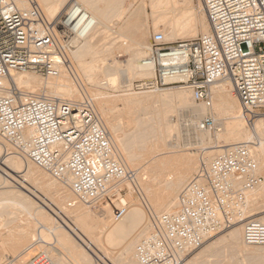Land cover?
<instances>
[{"label":"built area","instance_id":"1","mask_svg":"<svg viewBox=\"0 0 264 264\" xmlns=\"http://www.w3.org/2000/svg\"><path fill=\"white\" fill-rule=\"evenodd\" d=\"M20 1L0 0V137L52 178L64 181L70 176L69 206L97 205L112 191L120 195L125 183L142 197L140 171L121 162L90 103L28 92L9 80L12 71L35 69L44 77L57 71L72 40L93 26L92 18L73 3L62 20L49 22L37 0H27L28 8ZM201 2L210 33L168 42L162 32H155L143 59L155 75L135 81L132 88L183 85L208 111L194 122L190 113L176 122L187 132H213L221 129L210 108L213 86L228 77L251 126L264 117V0ZM255 146L254 141L233 144L200 163L180 190L175 210L151 214V231L136 247L140 264H182L216 234L243 222L249 192L264 182ZM243 241L264 244V222L245 220ZM34 245L20 254L17 264H55L43 249L31 253Z\"/></svg>","mask_w":264,"mask_h":264},{"label":"bare ground","instance_id":"2","mask_svg":"<svg viewBox=\"0 0 264 264\" xmlns=\"http://www.w3.org/2000/svg\"><path fill=\"white\" fill-rule=\"evenodd\" d=\"M37 1L41 5V8L46 16V19L49 22L62 20L65 16V11L67 10V8L71 4L75 3L76 5H78V8L81 9L80 11L84 12V14L89 15L92 18L93 26L91 27L89 32L86 33V35L84 36L82 35L80 39L74 38L72 40V45H71L72 54H70L72 55V57L68 58L69 56H67V59L64 61V64L58 65L56 67L57 71H51L43 79L40 77L38 78V76L36 75H32L35 72L38 73L35 69H30L24 72L12 71L9 80L14 81L17 86L24 88L28 92L39 93V94L45 93L49 96L64 101L84 102L83 101L85 98V96H83L84 94L72 79V71L70 70V68H73V71L76 72V67L74 66V62L77 63V67L79 68V70H81L84 73V76L88 77L89 82H91L92 80L93 83L91 84L93 85L95 84L96 81L98 83V84L96 83L98 86L101 83H104L103 85L107 83V85L112 86V88H114L113 86L116 87V83L121 74H123L121 76L127 75L128 78L130 77V75L132 76L134 74L135 77L132 76V78H129L131 80L133 79V77L136 78L137 77L136 75H138V77L139 76L141 77L139 80L151 78L155 75L154 67L152 65H148V66L143 65V59L148 56L151 45L148 42L149 40L148 38L149 30H147L148 27L146 26L144 27L143 24L140 25L139 22L138 23L134 22L133 23L134 26L132 24L131 27L130 25L131 21L129 22V20H127L128 22H125L124 25L121 24L122 26H120V28L118 26L119 29L117 30L113 29L114 32L115 31L118 32L114 33V35L116 33L117 34L112 37L115 40L111 38L112 42L115 41L116 44L117 41L119 42L123 41L124 42L123 45L126 43L128 44V46L130 44L133 47L131 50L132 52L130 54V58L128 59L127 63L124 64V67H122V69L119 68V66H117L118 65L117 63H119V61L116 60V57L114 58L112 64L111 63L105 64L106 62H104L103 65H102L104 61L103 58H102L103 60L102 63H100L101 58L100 59L98 58L100 52L101 51L103 52V50L102 49H100L101 51L97 50L96 43L101 39L102 41L100 42H103L104 38L107 37L108 39V37L110 38V36L113 35V34H111L110 36L108 35V32H110V30L112 31V25L106 24L108 22V21L106 22V20L110 19L109 16L110 11L108 9V6L110 4H114L117 2H121L122 5H125L124 4L125 2L126 3L128 2L127 5L128 4L134 5L139 0H99V1H103L104 2L103 4L99 3L98 0H37ZM149 1H151L150 5H152L151 8L153 9L152 11L156 12L155 15L153 14V17L155 16V19L158 18L157 21L160 24V26L163 27L166 40H171L172 42H176L180 40L191 39L190 37H194L198 35L197 33L200 30V28L204 35L209 34L208 30L210 28V25L206 16L200 15V17H198L199 19H196L189 14L188 10H187L188 13L184 12L185 11L184 8H187L184 7V4L190 7L189 5L193 3V0H149ZM20 5L24 8L29 7L27 0H21ZM131 7L129 6V8ZM193 7H192V12L195 11ZM121 8H123V10H121ZM119 10L122 11V12L120 11L121 13H125V11H128L124 6L123 7L121 6ZM201 11L202 10H200L199 12L201 13ZM194 13L195 12H193V14ZM155 21L154 23H157V21L156 22ZM197 21L199 22V27L196 24ZM157 24H155L156 27H158ZM113 25H115V23ZM106 43L105 44L103 43L104 45H106L105 48L106 49L108 48L112 51L114 47H112L111 49L110 44H112L113 46L114 43H110L109 45H107ZM99 48L101 47L99 46ZM107 50L104 49V51H106V54H107ZM88 56L90 57L89 58L90 60L87 59ZM71 58L73 61L71 60ZM138 59H139V64L137 62ZM105 61H107L106 57H105ZM68 62H69V66H67V70H66L64 65H66ZM29 72H34V73L30 74ZM77 72L76 75H79ZM100 73L105 74L104 80L103 78L102 80H100L101 78L100 79L97 78V76L100 75ZM9 80H6V85L8 84ZM131 80L127 85L128 88H131L132 86ZM168 86L169 87L163 90H160L162 88H159L158 91L160 92H156V93L151 92L150 94L142 95V94H138L137 92L136 93L132 92V93L124 94L123 97H121L120 99L110 98L108 100L106 99V101L104 100L101 101L99 96L97 97L96 94L90 97L91 98L90 100H92L91 104L93 103L92 107L94 106V110H96V112L99 114L100 118L102 119L105 128L109 132L110 139L115 147L117 155L119 156L121 162L126 167H128V162L129 163L131 162L130 160L132 159L133 155H138L141 156L142 158L152 160L156 156L166 152V150L164 152V147H165L164 142H166L167 140L166 137L171 136L172 134L170 133H172V128L176 129L177 127V126L173 127L175 123V119L173 117L177 116L180 119V115L185 113H190L191 114L190 118L192 122H194V120L200 119L203 115L207 113L208 111L207 107H205L204 105H196L194 104V102H191L193 100V99L191 100L192 95L190 96L191 93L186 87L179 84H171ZM213 93H214V98L212 100V106H210V108L211 111L216 114L217 119L221 125V129L215 131L216 143H219L220 139H224L225 144L223 145L216 144L207 147L206 149L208 150L206 152L200 153L199 155L200 161L201 162L211 161L212 156L215 154V152L218 151L223 152V150L230 145L238 144L246 141H254L256 143L254 150L256 159L259 163V170L263 174L264 117L262 116L255 119L254 122L251 124V126L250 125L247 126L246 124H244V121L242 120L244 113H242L243 110L240 101L234 92L233 83L228 77H224L216 82V84L213 86ZM108 104L110 105V108L116 109L115 111H118L119 113L126 115L130 121V124L131 125L134 124V126L138 122L137 117L139 115L140 116L145 114L148 115L149 112L148 109L154 107L155 112H153L152 117L150 118L147 115L146 117L148 122L150 119H152L153 123L159 126L161 132H159V134L157 133L158 135L156 134L157 136L154 137L155 139L153 138L154 142L152 141V145H151L152 147L149 148L141 144L143 148L145 147L147 148H145L144 150L143 148H140V150L142 149L141 150L142 152L140 153L139 152L134 153L135 151H132L133 146L130 143H134V142L137 143V141L147 139L146 137H148L145 135L144 132H142V134L144 133L146 137L143 138L144 136L143 135L141 138L140 135L141 138L140 140L138 135L136 134H135L136 136L133 135V130L135 128L132 126L133 127L132 137L133 136L136 137L135 138L136 140L134 139L135 141H133V138L131 137L132 138L131 140L133 142L130 140L131 142L127 143L129 144L128 148L124 149L123 144L120 143L119 135L117 133V128H116V123L114 122V119H112V117L108 115L110 113L109 110H111L108 107L109 106ZM118 105H120L121 107H118ZM174 111L177 114L172 117V115H170V112H174ZM140 118L142 119L143 116ZM115 119L117 118L115 117ZM141 119H140V124L143 123L141 122L142 121ZM144 120L146 119L144 118ZM147 120L144 121V123H147ZM144 123H143V127L144 125H146ZM148 124L146 125L147 127L144 128L142 127V128L148 129ZM183 127L184 126L182 125V128ZM147 129L145 132L149 131V129L148 130ZM208 132L209 131L197 130L195 133V140L196 141L198 140L199 143L203 144L204 142L203 135L205 133L209 134ZM177 138H179V136L176 137V139ZM143 142L145 141H141V143ZM147 142H145L144 144H146ZM139 143L140 142H138V144ZM149 144L148 146H150ZM121 145L122 148L120 147ZM137 146L138 148L136 149H138L139 151L140 144ZM135 147L133 150H135ZM124 150H127L126 156L127 159H129V161L127 160V162L125 161V159H123V157H121L124 155L123 153ZM197 155L198 152L190 151V153L185 154L184 157H172V158L170 157L173 164L171 165L172 168L175 167L176 164L179 167H177L178 170L176 177L177 182L173 185L171 189L172 192L168 193L170 195L167 197V200H164V202L167 201L169 202V203L167 202L168 206L170 205V202L171 204L172 202L174 204V201H177L175 200L174 195L176 194L177 191L180 190V188H182L181 186L186 182V180L192 177L191 175L195 170V165L197 164V158H198ZM167 163L168 162H166L165 164ZM161 167L162 166L160 165L157 166L156 168L161 169ZM3 174H5V176ZM48 175L49 174L46 171L42 170L34 163L28 162L23 156L17 154L14 148L10 144L6 143L0 137V186L5 188L7 187L11 188L9 190L0 191V203L3 205L4 202L6 204L9 203L13 206L23 209L24 211L27 212V214H29L30 220L32 219V221H29L26 224H24V227L21 226L22 229L20 228V231L15 229L17 227L16 226L14 229L17 230V232H13L12 234L10 233L9 234L10 236L8 235L10 237V238L8 237V239H10L8 243L9 244L8 247L10 248V250H12L13 252H18L22 244L26 243L29 240V238H32L31 240L32 244L33 242L35 243L41 242L47 245L51 244L48 241V239H50L49 236L51 235L50 233L52 232V234L54 233L53 234L54 240H56V242L58 243L57 245H59L60 247H55V245L51 247L48 246L46 250H48L47 252L51 254L55 264H113L114 261L117 264H140L136 255V246L138 245L137 242H139V238L140 236H142V234L146 235L151 231V223L148 224L147 222L149 221H147L146 219L147 217H149V220L151 221L150 218L151 214L156 216L157 214L161 213V211L160 213L157 212L158 211L156 210L158 209L157 206L155 207L156 209H154L152 206L148 205L149 207L145 209H147V213L149 214V216L146 217L143 208H141L136 204L135 205L132 204L133 205L132 207L124 208L122 209V211H120L122 215L118 214L119 218H117V216L114 214L112 216V212H110L109 210L110 208L102 209L99 205L97 206L96 204L83 206L85 204L78 203L70 207L69 202L68 204H66V199L68 198L69 194H71V192L69 193V188L71 187V182H72L71 177L67 176L64 181L58 180L57 182L52 178H50L51 177L50 175H49L50 177ZM171 178L173 177L171 176ZM25 181H29V182L32 181L34 182L33 184H35L37 187V191L36 189L34 191L30 187H29L30 189L28 188L32 196L28 195L27 194L28 192L24 193V191L22 192L21 189H19L20 186L21 188L22 187L25 188L24 185ZM166 185L167 188L170 189L169 188L170 184L166 182ZM253 191L256 194H259L261 197L262 195H264V189L260 190V187ZM249 193L251 195L252 192ZM248 199H249L248 201H250L248 202L249 205V203L252 202L251 200L254 199V196L253 198H251V200H250V196L248 197ZM255 199L257 198L255 197ZM261 200H264V198ZM147 202H148L147 204H149V201ZM67 206L70 207L71 209L70 212L66 211ZM168 206L165 209V211L167 210L166 212H173L175 210L173 208L174 210L169 211L170 208L172 209V206L171 205L169 207ZM45 207L51 212L52 215L47 214L46 209H44ZM163 207L165 206L163 205ZM4 208L5 207H3V209ZM249 208L251 209V206ZM252 208L254 207L252 206ZM3 209H1V211ZM249 210L247 209V212H249ZM1 211H0V215H2ZM65 213L69 215L72 221H70L71 223L69 225L65 223L62 226L61 224H59L57 219L63 217L64 216L63 214ZM256 219L263 222L264 216H258L256 217ZM2 220L3 219H1V221ZM242 221H244V219ZM33 225L37 227L39 226L36 232L34 231V229L32 230V228H35L33 227ZM234 227L235 228L230 230L225 235V237H227L231 245L232 244L236 245L237 242L235 243V241L236 240L238 241V239H240L241 240L240 243L239 244L237 243V245L240 246L241 242L243 241L241 228L240 226L238 227L234 226ZM72 228L82 238L81 244L76 242V240L72 239L71 236H69L70 232L71 234L73 233ZM47 232H49L50 235ZM2 234L4 235V233ZM2 234L0 235L3 236ZM5 238L6 237L4 236L3 239ZM29 245L31 246V244ZM28 247H26L23 250H26ZM34 251L35 250L33 249L31 253ZM1 257L2 256L0 255V258ZM16 257L14 259H16ZM5 264H14V263L8 262Z\"/></svg>","mask_w":264,"mask_h":264},{"label":"rangeland","instance_id":"3","mask_svg":"<svg viewBox=\"0 0 264 264\" xmlns=\"http://www.w3.org/2000/svg\"><path fill=\"white\" fill-rule=\"evenodd\" d=\"M142 1L139 0L134 5H130V4L127 5L128 2L127 3L125 2L124 3L125 5H122L121 2H117V3H114V4H110L108 6V9L110 11V15H109L110 16V19L108 18L109 20H106V22L107 21L108 22L107 23L105 22V23L106 24H109V25H112V31L110 30V32H108V35L109 36L111 34H113V35L110 36V38L108 37V39H107V37L104 38L105 40L103 39V42H100V41H102V39H101L100 41H98L96 43L97 50H100V49L103 50V52L101 50H100L101 52L99 51L100 54L98 56L99 59L101 58L100 59V63H102V61L104 60L103 63H102V65L104 64V62H106L105 64H110V63L112 64L113 61H114V58L116 57V60L119 61V63H117L118 64L117 66H119V68L122 69V67H124V64H126L127 61H128V59L130 58V54L132 52L131 50L133 48L132 45L129 44V46H128V44H126V43L123 45V43H124L123 41H120L122 43H120L119 41H117L116 44H115V41H114L115 39L112 38L113 36H115L117 34L116 33L114 35V33L115 32H118V31H115L114 32V30L119 29L120 26H122V25L125 24V22H128L127 20H129V22L131 21L130 22L131 24L129 23L131 25V27H132V24L134 22H136V23L139 22L140 25L143 24L144 27L145 26L148 27V29L147 28L146 29L149 30V32H148L149 33V36H148L149 40H148V42H149L150 45L152 43V37H153V34L155 32H162L165 35V32L163 30V27H161L160 24L157 21L158 18L155 19V16L153 17V14L155 15L156 12L155 11H152L153 9H151L152 8V5H150L151 4V1H149V0H147V1L146 0H142ZM200 1L201 0H193V3L189 5L190 7H188L186 4H184V7H187V8H184L185 11L184 10L183 11L185 13L186 12L188 13V11H189V14L192 17L196 18V19H199L198 17H200V15H204L207 18L206 12L204 11L205 8H204L203 4H201L202 2H200ZM98 2L101 3V4L104 3L103 1H99V0H98ZM141 4H142L143 7L141 6ZM139 5L141 6V8H140ZM144 5H146V6H144ZM193 5H194V7H193ZM121 6L122 7L123 6L126 7V10H128V11H125V13H121L122 12L121 10H123V8H121V10H119ZM129 6L130 7L132 6V7L129 8ZM192 7L195 10L193 12H195L194 14H195L196 17L194 16V14L192 12ZM127 8H129L130 11H132V12H130L129 9H127ZM200 10H202L201 13L199 12ZM155 20L157 21L158 24L157 23H154ZM114 23H115V25H113ZM155 24H157L158 27H156ZM196 24L199 27V22L198 21L196 22ZM118 26H119V28H118ZM133 26H134V24H133ZM208 31L210 33V28H209ZM197 34L198 35H196L194 37H190V38H195V37H197L199 35H202L203 32L201 31V28H200V30L198 31ZM111 38L114 39L113 40L114 42H112V39ZM165 39H166V36H165ZM107 40H109V41H107ZM110 40H111V42H110ZM166 41L172 42L171 40H166ZM103 43L104 44L106 43L107 45H109L110 43H114L113 46H112V44H110L111 45L110 46L111 49H112V47H114V49L111 51L110 49L107 48L108 49L107 50L105 48L106 45H104ZM117 43H119V44H117ZM99 46L101 48H99ZM71 48H72L71 46L68 48V52H67V54H68L67 56H69L68 58L72 57V55H70V54H72ZM104 49L107 50V54H106V51H104ZM109 50L111 51V53H110ZM108 51H109L110 54L108 53ZM105 57H106V60L107 61H105ZM89 58L90 57L88 56L87 59H89ZM102 58H103V60H102ZM71 60H72V58H71ZM137 62L139 64V59L137 60ZM67 66H69V62L66 65H64V67L66 68V70H67ZM74 66L76 67V72L79 71V72H77L79 75H76V72L73 71V68H70V70L72 71V79L74 80V82L76 83V85H78V88L82 91V93L84 94L83 96H85V98H84L83 101L90 103L91 106L93 105V103L91 104V101L92 100H90L91 99L90 97H92V95H95V94H96L97 97L99 96V98H100L101 101L102 100L106 101V99L108 100L110 98L111 99L112 98H114V99H120L121 97H123L124 94H126V93H132V92H134V93L137 92L138 94H142V95H144V94H150L151 92L152 93L160 92V91H158L159 89L136 90V89H133L132 86H131V88H128L127 85L130 82V80H131L129 78H132V76L135 77L134 74L132 76L130 75L129 78H128L127 75H126L127 76L126 77V76H121V75H123V74H121L119 76V79H118L117 83H116V87L117 88L115 86H113L114 88H112V86H108L107 83H105L106 86L103 85L104 83H101L98 86L97 85L98 83L96 81H95V84L96 83L97 84L95 86V84H93V85L91 84V83H93V81L90 79L91 82H89L88 77L87 76L85 77L84 76V73L81 70H79V68L77 67V63L76 62H74ZM29 73L32 74L34 72H29ZM32 75H36V76H38V78L39 77L42 78V79L44 78V76H42V75H40L39 73H36V72L34 74H32ZM104 75L105 74H101L100 73V75H98L97 78H99V79L101 78L100 80H102V78H103V80H104L105 79V76ZM136 76L138 77V75H136ZM134 77L131 80L132 85L135 84V81H138L141 78L140 76L138 78L137 77L134 78ZM167 87H169V86L161 87L162 89H160V90H163V89H165ZM88 93H89V95H88ZM115 96H116V98H115ZM190 96H191V94H190ZM86 98H89V99H86ZM191 100H192V97H191ZM191 102H194V101L192 100ZM194 104H196V103L194 102ZM196 105H198V104H196ZM108 107L110 108V105ZM118 107H121V106L118 105ZM115 108H117V107H115ZM93 109H94V106H93ZM110 109L111 110H109V112L111 114L109 113L108 115L111 116L112 119H114V122L116 123V128H117V133L119 135L120 143L123 144L124 149L125 148H128V145L129 144H127V143H130L132 141L131 140L132 138H133V141L136 140L135 139L136 137H134V136L132 137V130H133L132 128L133 127L135 128L133 130V135H135V134L138 135L139 136V139L141 140L142 136L145 133V135L148 136V137H146L144 135L143 138L146 137L148 139V142H147V139H143L141 141L147 142L146 143L147 145L144 144L145 142L141 143V141H137V143L136 142L130 143V144H132V146H133L132 148L133 149H134L135 146H137V145L140 144L139 151H138V149H136V148H138V146L135 147V150L132 149V151H135L134 153H138V152L140 153V152H142L141 151L142 149L140 150V148H143L141 144H143L144 146H147L149 148L152 147L151 145H152V141L154 142V139H155L154 137L157 136L159 134V132H161V131L159 129V126L153 123L152 119H150L149 122H148L147 117H146L147 114L141 115V116L139 115L137 117L138 118V122L134 126V124L133 125L130 124V121H129V119H128V117L126 115L121 114L118 111H115L116 109H112V108H110ZM117 109H119V108H117ZM148 110H149V112H148V115L147 116L151 118L153 112H155V109H154V107H151ZM242 113H243V111H242ZM176 114L177 113L175 111L174 112H170V115H172V117L174 115H176ZM142 116H143V118L141 119L140 117H142ZM115 117L117 119H115ZM144 118L147 120V123H144V121H146V120H144ZM173 118L175 119V123L173 122L174 123L173 127H175V126H177V127H176V129L175 128H172V133H170L172 135L171 136H168L169 138L166 137L167 138V140H166L167 143L164 142L165 147H166V149L164 147V152L166 150L165 153L156 156L152 160H148L146 158H142L141 156L133 155L132 154L133 157L130 160L131 162L130 163L128 162V167L140 171V184L142 186L141 187L142 197H140L139 194L137 192H135L133 190V188L129 184L125 183L123 185H120V189H123L120 195L119 194L116 195V194H114V191H112L105 199H103L101 202H99L97 204V206L99 205L102 209H108V208H110L109 210H110V212H112V216L114 214V215L117 216V218H119L118 214L122 215L121 212H120V211H122V209L132 207L135 204L144 209V212H145L146 217L149 216V214L147 213V209H145V208H148L149 207L148 205L152 206L154 209H156L155 207L157 206L158 209H156V210H158L157 211L158 213H160V211H161V213L166 212L167 210L165 211V209L168 206V204H167L168 201L167 202H164V200H167V197L170 195L168 193L172 192L171 189H172L173 185L177 182V179H176L177 173H178L177 167H179L176 164V166L172 168L171 165H173V164H172V161H171L170 157L171 158L172 157H184L185 154H189L190 151H192V152H195V151L198 152V155H197L198 156V158H197V164L195 165V170H194V172L191 175V176H193V174L196 172L197 168L199 167V165L201 163L200 158H199L200 153L206 152L208 150L206 148L209 147V146H211V145H216V144L223 145V144H225L224 139H220L219 143H216L215 131H213L211 133L208 132L209 134L205 133L203 135L204 136V142H203V144H201V143L198 142V140L197 141L195 140V133L196 132H193L194 134L192 132H188L187 133V130L184 129V128H182V125L181 126H180V124L178 125L179 122L176 123L177 116L176 117H173ZM140 119L142 120L141 122H143L146 125L149 123L148 124V129H149L148 132H145L147 128L146 129H143L144 127H147V126L144 125V127H143V123L140 124ZM242 120L244 121V124H246L247 126H249L248 121H247V119L244 116H243ZM126 127H128V128H126ZM158 129H159V131H158ZM173 129H175V130H173ZM139 130L141 131V134H140V131ZM127 131H128V133H127ZM142 132H144V133L142 134ZM140 135H141V138H140ZM178 136H179V138H177L178 139L177 140L176 137H178ZM209 136H210V138H209ZM187 137H189V138H187ZM138 142H140V143L138 144ZM149 143H151V144H149ZM148 144L150 146H148ZM172 145H174V146H172ZM120 147L122 148V145ZM147 147H145V148H147ZM145 148H143V150ZM136 150H137V152H136ZM124 151H123V153H124L125 156L123 155L121 157H123V159H125V161L127 162V160L129 161V159H127V156H126V154H127L126 151L127 150H124ZM220 153H221L220 151L215 152V154L212 156V159H213V157H215L216 155H218ZM166 158H168L169 161ZM163 161H164V163H163ZM166 162H168V163L171 162V163L165 164ZM160 165L162 166L161 169L160 168H156L157 166H160ZM263 174H264V172H263ZM3 175L5 176V174H3ZM171 176L173 178H171ZM50 178H52V177H50ZM52 179L58 182V180H56L54 178H52ZM188 180H186L185 183H187ZM30 182L29 181H25L24 182L25 188L22 187L23 188L22 189L21 186H20L19 189H21L22 192L24 191V193H27L28 192L27 194L30 195V196H32L31 195V192L28 190V188L30 187L32 190L35 191V189H36V191H37V187H36L35 184H33L34 182H32V181H30ZM166 182L170 184V187H169L170 189L167 188ZM184 184L181 187H183ZM26 185H27V187H26ZM32 185H34V186H32ZM9 189H11V188H8V187L5 188V187L0 186V191H2V190H9ZM181 189L182 188H180V190ZM256 189H254V190H256ZM263 189H264V182L260 186V190H263ZM179 191H177L176 194H175L177 196V198H178ZM70 192H71V189L69 188V193ZM250 192L254 193L253 190L250 191ZM252 193H251V195L249 193L250 200H251V198H253V196H254V199L251 200L252 201L251 203H249V205L251 204L250 205L251 206V209L249 208L250 206L248 205V208L247 209L248 210L250 209V210H249V212H247V210H246L244 221L245 220H248V219L256 218L258 216H264V200H261V199L264 198V195H262V197H263L262 198L259 194L254 193L255 194L254 195ZM71 194H72V192H71ZM71 194H69V196ZM175 195H174V198H175V200H177ZM69 196L66 199V204H68V202H71L72 199H73L72 195L70 197ZM255 197L257 199H255ZM254 200L257 203L258 202L259 203L257 204ZM147 201H149V204H147L148 203ZM248 202H250V201H248ZM164 203L167 204V205H165ZM172 204H173V202H172ZM172 204L170 202V205L171 206H172ZM174 204H175V206H174ZM174 204L172 206V209L170 208L169 211L174 210L176 208L177 201H174ZM8 205H11V204H9V203L6 204L4 202V205L1 204V206H0V211H1V209H3V207H5L2 210L3 212L1 211V214L2 215H0V234L4 233V235L2 234L3 236L0 235V237H1V239H0V255L2 256L0 258V264H5V263H8V262H13L14 264L15 263L17 264V258L24 251L23 249H25L26 247H28L29 244H32L31 243L32 238H29V240L26 243L22 244V246L20 247V249H19L18 252H13L8 247L9 246L8 243H9V240H10V239H8V237L10 236L9 235L10 233L12 234L13 232H17V230L20 231L21 226L24 227V224H26L29 221H32V219L30 220L29 214H27V212L24 211L23 209H20V208H18L16 206H13V205H11V206H8ZM163 205L165 207H163ZM83 206H86V205H83ZM252 206L254 208H252ZM70 207L67 206V209H66L67 212H70L71 211ZM44 209H46V212H47L48 215L51 214V212L46 207ZM13 211H14V213H13ZM63 215H62L63 217H60L59 219H57V221L62 226L65 223L69 225L71 223L70 221H72L71 218L66 213L63 214ZM65 216H67V217H65ZM120 217H122V216H120ZM1 219H3V220L1 221ZM146 220L149 221V222H147L148 224L151 223V221L149 220V217H147ZM115 221H118V220H115ZM243 222H239V223H237L238 225H233L230 228H228V229H226L224 231H221L220 233H218L217 235H215L213 238H211L209 241H207L205 243V245H203L200 249H198V250L194 251L193 253H191L185 259V261L182 264H264V244H262V245H248V244H244L243 241H242L241 244H240V246H239V245H237V243L239 244L241 240L238 239V241L237 240L235 241V243L237 242L236 245H233V244L231 245V243L229 242V240L227 239V237H225V235L230 230H232L233 228H235L234 226H236V227L240 226L241 232H242V237H243ZM16 226L17 227L19 226L18 227L19 229ZM33 227H35V228H32V230L34 229V231L36 232V230H37V228L39 226L37 227V226L33 225ZM14 228L17 229V230H15ZM12 229H13V231H12ZM9 231H12V232H9ZM72 231H73V233L71 234V232H70V235L69 236H71L72 239L76 240V242H78V243L81 244L82 243L81 242V239L82 238L79 236V234L77 232H75L73 230V228H72ZM47 233L49 234V232H47ZM50 234H49L50 235L49 236L50 239H48V241L51 244H48L47 245L45 243H41V242H36L35 243V242L32 241L33 243H35V245H34V250L35 251L40 250V249H43L45 251H48V250H46V248H48V246L51 247V246H54V245H55V247H60L59 245H57L58 243L56 242V240H54V235H53L54 233L52 234V232H51ZM146 235L145 234L144 235L142 234V236H140V238H139V242ZM4 236L6 237L5 239H3ZM139 242H137V244ZM43 244L44 245H47V246H44ZM15 257H16V259H15L16 261L13 260ZM113 264H117V263H115V261H114Z\"/></svg>","mask_w":264,"mask_h":264}]
</instances>
